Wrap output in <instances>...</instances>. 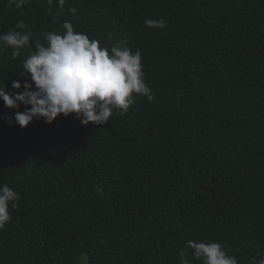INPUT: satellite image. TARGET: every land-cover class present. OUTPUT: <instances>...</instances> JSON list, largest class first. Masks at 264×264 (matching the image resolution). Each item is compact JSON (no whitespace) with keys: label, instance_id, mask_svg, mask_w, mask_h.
<instances>
[{"label":"trees","instance_id":"1","mask_svg":"<svg viewBox=\"0 0 264 264\" xmlns=\"http://www.w3.org/2000/svg\"><path fill=\"white\" fill-rule=\"evenodd\" d=\"M57 13L0 0V33L23 21L34 51L70 21L103 47L139 49L153 99L103 125L73 113L21 128L0 98V186L20 195L0 264H180L189 240L264 258V0H66ZM12 51L0 86L22 92L30 50Z\"/></svg>","mask_w":264,"mask_h":264},{"label":"clouds","instance_id":"2","mask_svg":"<svg viewBox=\"0 0 264 264\" xmlns=\"http://www.w3.org/2000/svg\"><path fill=\"white\" fill-rule=\"evenodd\" d=\"M30 0H9V6L19 9ZM66 0H47L50 9L55 4L58 13L63 11ZM73 15L77 9H69ZM144 24L152 28H164L167 21L146 19ZM63 34L49 31L45 34L46 44L39 41L31 51L34 33L19 21L13 28L0 33V51L13 49L11 56L17 58L27 48L29 53L23 61L25 75L23 91L10 93L0 86V98L5 107L17 109L14 122L26 128L36 119L43 118L52 123L63 114H75L83 125L93 122L103 125L117 113H126L135 103L137 96L153 99L151 88L145 80L141 50L135 52L123 44H114L109 49L101 42L89 37L87 33L74 30L70 21L62 25ZM111 39V34H109ZM20 81H12L13 89H21ZM21 104L24 111H19ZM30 106V107H29ZM4 119L11 118L5 116ZM19 193L8 184L0 186V229L11 221L9 211L18 207ZM188 250L196 260L203 264H240L237 257L230 255L226 246L219 241L189 240L180 251V264H191L187 258ZM259 255V254H258ZM264 264V258L254 261Z\"/></svg>","mask_w":264,"mask_h":264}]
</instances>
